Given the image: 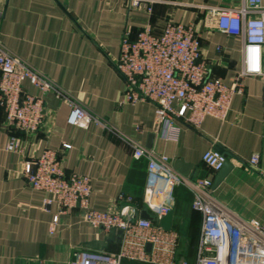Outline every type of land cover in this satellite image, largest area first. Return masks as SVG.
Returning a JSON list of instances; mask_svg holds the SVG:
<instances>
[{"label":"crops","instance_id":"1","mask_svg":"<svg viewBox=\"0 0 264 264\" xmlns=\"http://www.w3.org/2000/svg\"><path fill=\"white\" fill-rule=\"evenodd\" d=\"M244 2L158 0L148 12L133 7L131 0H0V40L6 48L115 128L72 126L71 107L55 92L47 96L45 124L32 134L8 128L0 105V264H70L78 250L117 253L121 248L110 232L85 222L78 208L61 214L53 230L58 207L48 210L51 194L34 188L24 175L26 162L47 148L58 151L68 175L91 177V206L97 210L126 209L140 215L145 209L148 160L134 156L132 141L169 156L174 166L177 159L191 164L188 175L177 170L192 179L211 178L219 202L239 218L264 226V177L247 167L259 154L264 171L263 76L246 78L244 92L234 96L226 121L207 116L200 130L179 123V139L169 141L156 132L154 104L123 102L125 81L116 68L125 32L134 40L150 24L155 34H161L172 20L195 25L210 74L231 85L243 67L244 42L220 31L218 16L209 8L239 7ZM262 66L264 70V49ZM24 89L38 93L29 80ZM12 135L18 138V151L8 148ZM218 146L228 152L233 167L215 185L219 172L205 164L203 155ZM193 201L191 188L184 184L175 188L171 229L179 235L178 257H185L188 264H195L203 222ZM122 264L147 263L125 259Z\"/></svg>","mask_w":264,"mask_h":264},{"label":"built area","instance_id":"2","mask_svg":"<svg viewBox=\"0 0 264 264\" xmlns=\"http://www.w3.org/2000/svg\"><path fill=\"white\" fill-rule=\"evenodd\" d=\"M156 1L131 0V4L152 12ZM209 10L218 16L220 31L244 42L243 67L231 85L210 74L202 58L201 34L192 23L170 20L161 34H155L149 24L136 39L125 32L121 40L116 68L125 81L123 102L154 104L156 132L169 141L179 139V123L200 130L207 116L226 121L234 96L244 92L246 78L256 75L264 78L262 0H245L239 7L218 6ZM222 49L218 47L219 51ZM26 80L32 82L38 93L25 91ZM50 92H55L71 107L68 121L72 126L86 128L96 124L105 130L115 129L106 118L92 113L48 76L13 54L0 40V105L5 112L6 126L28 134L38 132L48 117ZM131 143L134 156L148 160L144 210L152 219L126 209L114 213L93 208L91 177L75 172L68 175L57 150L47 148L36 159L26 162L24 175L28 182L51 194L46 199V208L50 210L56 205L59 209L54 216L53 230L61 214L78 208L90 226L107 232L113 228L123 231L119 252L82 249L74 253L70 264H122L125 259L147 264H188L178 257V233L161 225V220L172 211L175 188L181 184L193 190V206L203 216L195 264H264V226L256 220L239 218L219 202L213 195L211 178L184 176L169 156ZM8 148L20 149L17 136L12 135ZM63 148L70 145L64 144ZM227 160L225 154L213 148L203 155V161L215 174ZM247 167L264 177L259 154L250 158Z\"/></svg>","mask_w":264,"mask_h":264},{"label":"water","instance_id":"3","mask_svg":"<svg viewBox=\"0 0 264 264\" xmlns=\"http://www.w3.org/2000/svg\"><path fill=\"white\" fill-rule=\"evenodd\" d=\"M151 141H152V137L151 140L149 142V147L151 146ZM216 150L220 153L225 154L228 157V152H226V150L224 148L221 147H216ZM176 169H182L183 173L188 175L189 174V169L192 168L191 164L186 163L184 160L182 159H177L175 162V166ZM233 165L231 164V162L229 160H227V162L225 163L224 167L220 170L219 172V178L216 182L215 185H217L218 183H220L225 176L228 174V172L232 169ZM140 217L142 218H147V219H152V216L146 211L143 210L140 214ZM172 219H173V213L170 212L169 214H167L162 220H161V225L166 228V229H171L172 227ZM122 236H123V231L121 229L117 230L116 228H113L110 232V238L111 239H117L118 241H122ZM147 249L150 250L151 249V245L148 244Z\"/></svg>","mask_w":264,"mask_h":264},{"label":"rangeland","instance_id":"4","mask_svg":"<svg viewBox=\"0 0 264 264\" xmlns=\"http://www.w3.org/2000/svg\"><path fill=\"white\" fill-rule=\"evenodd\" d=\"M184 258H185V257H182V256H181V259H184Z\"/></svg>","mask_w":264,"mask_h":264}]
</instances>
